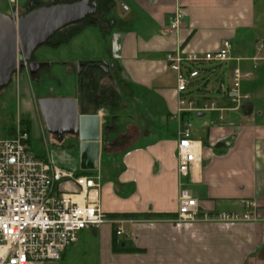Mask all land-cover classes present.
<instances>
[{
	"label": "crops",
	"instance_id": "1",
	"mask_svg": "<svg viewBox=\"0 0 264 264\" xmlns=\"http://www.w3.org/2000/svg\"><path fill=\"white\" fill-rule=\"evenodd\" d=\"M255 7L256 0H96L94 12L68 24L73 38L91 29L100 47L93 59L69 62L67 68L71 74L74 68L76 78L71 94L55 93L61 75L56 68L62 63L51 60L39 63L32 72L27 65H17L2 86L11 83L20 67L27 80L40 83L38 98L34 97L35 118L42 138L47 141L46 128L56 151L54 162L47 154L37 155L65 170L93 175L100 184L96 194L101 209L110 219L124 221L125 231L119 235L117 225L109 222L80 232L75 244L91 249L97 264L264 263V63H238L244 57L222 64L203 63L208 71L199 81L202 86L197 84V92L189 95L198 103L213 101L214 109L183 115L193 123L194 139L201 142V161L186 175H179L175 73L167 60V54L175 52L182 57L201 56L216 50L223 39L230 40L231 57L236 58L234 45L255 26ZM179 9L181 23L169 31ZM0 13L14 21L20 14L11 6L10 10L0 8ZM50 42L43 43L47 46L42 45L36 54L54 52L63 39ZM235 66L248 74L240 90L249 98L238 109L218 91L217 83L208 89L211 82L227 83ZM101 75L110 76L109 84L115 85L110 87L107 115L92 109L94 99L85 90ZM44 97L75 98L79 114H98L95 169L81 168L77 133L65 125L56 130L46 127L38 103ZM31 145L29 133L30 151ZM179 181L197 199L200 213L242 211L244 199L255 203L257 219L222 223L199 218L176 224ZM58 189L73 194L77 186L62 181Z\"/></svg>",
	"mask_w": 264,
	"mask_h": 264
},
{
	"label": "built area",
	"instance_id": "2",
	"mask_svg": "<svg viewBox=\"0 0 264 264\" xmlns=\"http://www.w3.org/2000/svg\"><path fill=\"white\" fill-rule=\"evenodd\" d=\"M18 1L9 0L15 12ZM122 7L127 8L124 4ZM180 23L179 9L174 12L169 31H175ZM258 45L257 51L263 47L262 41ZM231 48L230 40L223 39L216 50L201 56L193 53L182 57L178 52L167 54L168 66L175 73L177 93L175 155L179 175H186L201 161V142L194 139L193 123L183 118L184 113L214 109L213 101L198 103L189 94L197 92L198 81L208 71L204 64L239 59L231 57ZM261 58L264 63V57ZM244 75L248 76L235 66L229 72L227 83H217L218 91L226 94L234 109L249 98V94L240 90ZM207 77L210 80L213 75ZM28 141L29 133L20 124L8 136H0V264H56L66 249L78 241L84 229L109 222L117 225V235L125 231L123 220L110 219L101 209L96 194L100 184L93 175L65 170L45 157L32 154ZM62 181L73 182L77 186L76 192L60 191L58 187ZM177 199L176 224L194 222L199 218L222 223L257 219L255 203L244 199L240 201L242 211L200 213L197 199L180 181Z\"/></svg>",
	"mask_w": 264,
	"mask_h": 264
},
{
	"label": "rangeland",
	"instance_id": "3",
	"mask_svg": "<svg viewBox=\"0 0 264 264\" xmlns=\"http://www.w3.org/2000/svg\"><path fill=\"white\" fill-rule=\"evenodd\" d=\"M28 1L30 0H19V12H21V10H24L23 6ZM40 1L41 2L36 1V4H44L48 2V0ZM10 6L11 5L8 0H0V8H7L10 10ZM90 31L91 29L87 32H83L80 35L77 34L73 38L70 35L72 34V32H74L73 27L67 25L62 28L61 31L53 33L49 37L50 39L47 41L48 44L51 43V39H55L59 42H61V40L63 39V43L59 46L58 49L51 53H35L37 58L43 60L44 62H48V60H51L62 63L61 68H56V70H59L61 73L60 76H57V78H60V84L55 88L56 94L66 95L71 94L73 91L71 89L73 88V85H75L76 78L75 74L73 73V71L75 70L74 68H72V74L69 72V68H67L69 62H79L80 60L84 62L97 56L98 49L100 47H98L97 40L93 35H91ZM259 41H262L263 47L259 51H257L256 47L259 46ZM47 44L44 45L47 46ZM232 55L236 56V58L239 59L244 57L245 60L241 59V61H238V63H263V58L261 57H264V0H256L255 26L250 31H247L240 36V39L237 41L236 45H234ZM253 57H255L256 59H253ZM23 70L24 69L20 67L18 70V74L16 73L12 76L13 79L11 83H9L6 87H0V136H8L17 126V124H19V122L23 127H26L27 124L25 123L28 122V124H30V126L28 125V128L32 141V154L36 156L41 153L47 154L51 161L54 162L53 151L56 150H54V146L50 143L51 141L49 138V132L45 128V136L47 139L46 141L42 138L41 131L39 130L37 120L35 118V107L37 99H34V97L36 96L38 98L37 95L41 89L39 86L40 83L36 80H27L26 76L22 73ZM110 79L111 77L108 75H101L96 81L93 82L94 86H85V90L89 92L90 98L94 99L92 109L94 111L102 112V115L104 113L105 115L108 114L107 107L110 103V100L108 99L112 95V93H110V87H115V85L109 84ZM212 80H214V77L210 79V81ZM215 83H218V81L211 82L208 89H211L212 84H214L213 86H215ZM197 84L200 87L202 86V82H199ZM82 239L83 238L80 236L79 241H82ZM95 259V254L91 249H88L82 244H75L74 246H71L69 248L66 256L60 259L56 264H97V260Z\"/></svg>",
	"mask_w": 264,
	"mask_h": 264
},
{
	"label": "water",
	"instance_id": "4",
	"mask_svg": "<svg viewBox=\"0 0 264 264\" xmlns=\"http://www.w3.org/2000/svg\"><path fill=\"white\" fill-rule=\"evenodd\" d=\"M95 8L96 0H78L42 6L16 21L0 13V87L7 84L17 65H27L30 72L34 71L39 63H25L32 51L45 43L56 30L81 20L87 13L94 12ZM29 33H36V36L29 39ZM17 52L21 60L18 63H7L8 58V61L12 57L17 59ZM38 103L48 129L56 130L65 125L68 130L78 134L81 168L95 169L100 141L98 114H79L75 98L44 97Z\"/></svg>",
	"mask_w": 264,
	"mask_h": 264
},
{
	"label": "flooded vegetation",
	"instance_id": "5",
	"mask_svg": "<svg viewBox=\"0 0 264 264\" xmlns=\"http://www.w3.org/2000/svg\"><path fill=\"white\" fill-rule=\"evenodd\" d=\"M37 0H30V1H28L23 7V11L21 10V12H20V14H18V16L19 17H21V16H25L26 14H28L29 12H31V11H33V10H35V9H37V8H40V7H42V6H52V5H56V4H58V1L57 0H48V2H46V3H44V4H36L37 2H40L39 0L36 2ZM89 16H91V15H89ZM65 26H67V25H65ZM64 26V27H65ZM34 36H36V33H29L28 35H27V37L29 38V39H33L34 38ZM48 41V40H47ZM46 41V42H47ZM42 45H44V44H41V45H39V46H37L33 51H32V53H31V55H30V58H29V60H27L25 63H44V61L43 60H40L39 58H37V56L35 55V53H36V51L42 46ZM9 59V58H8ZM8 59H7V63H18L20 60H21V57H19V54H18V52H17V59L16 60H14V58L12 57V60L10 61H8ZM11 59V58H10ZM2 76V73H0V77Z\"/></svg>",
	"mask_w": 264,
	"mask_h": 264
},
{
	"label": "trees",
	"instance_id": "6",
	"mask_svg": "<svg viewBox=\"0 0 264 264\" xmlns=\"http://www.w3.org/2000/svg\"><path fill=\"white\" fill-rule=\"evenodd\" d=\"M185 114H187V112H186V113H184V115H185ZM26 122H27V121H26ZM23 123H24V122H23ZM25 124H27L26 128H27V130H28V129H29V128H28V127H29V126H28V122H27V123H25ZM82 172H83V171H82ZM82 172H80V173H82ZM63 257H64V254L62 255L61 259H62Z\"/></svg>",
	"mask_w": 264,
	"mask_h": 264
}]
</instances>
